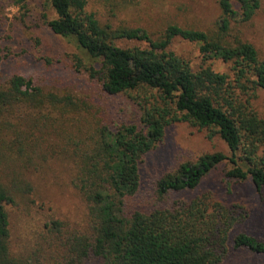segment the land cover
<instances>
[{"label": "trees", "instance_id": "trees-1", "mask_svg": "<svg viewBox=\"0 0 264 264\" xmlns=\"http://www.w3.org/2000/svg\"><path fill=\"white\" fill-rule=\"evenodd\" d=\"M217 2L220 18L214 36L169 24L152 37L140 27L100 23L86 10V0H47L54 16L45 24L74 45L73 66L100 81L107 94L127 95L139 106V115L137 124L123 122L114 130L97 126L89 142L75 151L71 184L86 203V229L61 236V223L52 220V244L60 254L41 255L38 264H220L229 245L264 257V241L234 230L246 219L243 206L224 205L210 192L189 200L174 198L194 190L224 161L230 164L226 181L249 179L264 196V120L251 104L257 90L264 89V59L252 43L224 39L232 22L253 18L261 0ZM176 38L199 45L197 65L169 49ZM127 42L139 44H118ZM213 62L227 65V71H215ZM67 100L44 93L31 77L10 74L0 84V131L12 137L0 140V147L8 148L6 156L23 167L40 166L41 140L51 134L44 132L33 145L34 128L51 116L53 111L46 108L56 109ZM173 122L202 130L208 139L219 136L228 153H205L178 164L153 182L157 199L147 210L132 209L129 201L140 189V164ZM46 127L42 123L38 132ZM59 141L53 138L45 148L49 154L59 153ZM15 179L11 184L0 180V264H34L35 254L24 259L11 251L6 205L15 204L28 185L19 174Z\"/></svg>", "mask_w": 264, "mask_h": 264}, {"label": "rangeland", "instance_id": "rangeland-1", "mask_svg": "<svg viewBox=\"0 0 264 264\" xmlns=\"http://www.w3.org/2000/svg\"><path fill=\"white\" fill-rule=\"evenodd\" d=\"M86 10L102 24L140 27L152 37L159 36L169 24L202 30L214 36L218 33L220 18L217 0H86ZM53 16L47 0H0V84L17 72L31 77L44 93H51L56 98L68 97L56 109L46 108V111H53L51 116L41 119V124L34 128L37 133L33 145L37 138L46 136L45 133L51 134L50 139L43 137V142L41 140L43 151L35 158L40 166L23 167L21 162L6 156V146L0 147V180L7 184L15 183L17 179L13 180V177L19 174L28 184L15 197V204L6 205L11 251L24 259L35 254L34 264L40 262L41 255L60 254L52 244L56 234V229L50 224L52 220L61 223V236L82 233L86 229V203L71 184L76 171L75 151L89 142L97 126L107 125L114 130L123 122L137 124L139 115V106L127 95L107 94L100 81L73 66L74 45L54 35L45 24ZM230 26L224 39L231 43L236 39L252 43L263 60L264 0H261L251 20L244 23L235 21ZM118 44L131 46L139 43ZM198 46L195 42L176 38L169 49L197 65L200 62ZM211 67L215 71H227V65L220 62L211 63ZM251 104L264 120V89L257 90ZM9 118L15 123L8 113ZM42 123L47 127L38 132L43 129ZM56 137L60 140L57 143L60 151L52 155L45 148ZM11 138L8 132L0 131V140ZM66 142H69L67 146ZM215 151L228 153L219 136L208 139L204 131L184 122L169 124L163 140L140 164V189L130 199V208L147 210L157 199L153 189L157 177L174 170L180 163ZM43 154L45 158L41 160ZM229 168L227 161L218 164L194 190L182 191L174 198L189 200L195 195L210 192L213 200L224 205L239 204L247 216L234 230L247 231L264 241V196L253 190L249 179L226 181L224 173ZM46 262L42 260L40 264H48ZM220 264H264V257L229 245Z\"/></svg>", "mask_w": 264, "mask_h": 264}]
</instances>
